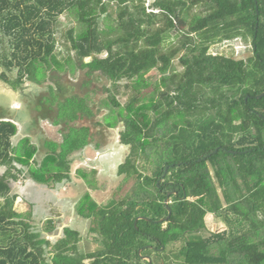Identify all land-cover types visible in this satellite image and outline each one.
Returning <instances> with one entry per match:
<instances>
[{"label":"trees","instance_id":"1","mask_svg":"<svg viewBox=\"0 0 264 264\" xmlns=\"http://www.w3.org/2000/svg\"><path fill=\"white\" fill-rule=\"evenodd\" d=\"M145 2L0 0V82L16 91L42 86L47 75L57 90L48 85L43 97L60 111L52 122L58 142L45 138L41 158L12 118H0V264H148L141 256L152 264H264V0ZM171 34L180 41L164 52ZM233 41L250 47L247 60L211 52ZM58 46L73 57L58 61ZM175 60L181 72L172 71ZM152 70L163 77L157 100L131 91L121 103L129 83ZM77 71L85 72L82 96L58 78ZM93 78L108 82L100 99ZM94 127H121L128 153L117 167L116 198L102 206L86 193L77 201L75 214L98 245L84 252L76 229L63 228L53 241V220L40 230L33 204L18 212L12 184L69 182L75 155L101 148ZM97 172L76 174L94 190ZM168 192L171 217L156 224L167 216ZM207 215L219 220L215 231L205 226ZM137 217L149 221L134 224Z\"/></svg>","mask_w":264,"mask_h":264},{"label":"rangeland","instance_id":"2","mask_svg":"<svg viewBox=\"0 0 264 264\" xmlns=\"http://www.w3.org/2000/svg\"><path fill=\"white\" fill-rule=\"evenodd\" d=\"M150 3L151 0H146L145 7H148ZM194 12L199 13V9H193L192 13ZM61 20L64 23L62 28L66 29L70 23H67L65 17H62ZM179 41L180 36L178 34H171L163 41L162 50L168 52L172 47L177 46ZM211 52L213 54L219 53L225 56H234L244 61L251 56L250 47L245 46L239 41L213 46ZM56 53L57 60L62 62L65 59L69 60V57H73V52H70L68 56V54L59 46ZM88 61V59L85 60V62ZM172 71H182L177 60L173 62ZM84 73V71H77L73 74L67 72H65V74L59 73L58 78H60V82L64 85L75 86L73 92L82 96L86 90L83 89L81 85L78 86V82L80 80L83 82ZM156 74L157 71L152 70L142 78L144 82H130V90H128L125 95L118 97L120 102L124 103L127 98L126 95L130 94L131 91L138 94L139 97H142L144 102L156 101L158 98V90L162 89L161 83L163 78L156 76ZM56 84L57 82H54V80L50 79L47 75H45V80L42 81V86L38 87L26 83L22 88L16 91L11 90L7 85L0 82V116H5V114L12 116L13 121H15L14 123L17 125L18 132H20L21 126L24 127L26 124V127H28V124L32 121L37 127H43V129L46 130V137H49L48 141L58 142L59 128L53 127L52 122L58 119L60 111L58 110V107H56L57 103H55L53 107H50V103L52 101L55 102L53 97L48 94L46 95V98L43 97L44 92L47 91L48 85H51L53 87V92L56 93ZM107 86L108 82L104 78L92 79L91 87L97 91V99L103 97L101 89ZM68 91L73 94L70 88ZM121 92H123L122 89ZM50 109H52V111H50ZM102 115L103 114H101V116ZM99 119L100 118H96L89 122L94 124L96 120L100 121ZM92 129L95 133L94 139L100 143L102 152H96L93 150L92 145L85 149L84 152L81 151L76 154L70 167L69 182L58 185L54 190L49 188L45 189L42 186L28 187L25 190V193L23 192L24 187L22 186L26 184L27 180L12 184V194L18 196L14 205L18 212L29 210L30 208L27 206L28 204L26 202H29L30 204L32 203L31 221L32 224L40 230L43 227V223H46L47 217L48 219L50 218L53 220L58 231L57 235L51 237V240L53 241L61 236L62 227L76 229L80 233V248H82L84 252H94L98 245L93 243V241L90 240L91 238H89L90 235L87 234V222H84L75 214L77 201L86 193H90L93 200L102 206H105L110 199L116 198L121 189L120 179L117 176V167L121 164L128 153L127 147H124L119 143V132L121 127H117L114 130H107L103 127H94ZM14 139L15 138H13V141ZM79 169L87 172L91 171V169H97L98 172L96 178L98 185L94 190L88 189L83 180L77 177L76 173ZM1 171L2 170H0V173ZM200 195L202 196V190L194 195L193 199ZM215 219L217 218L214 216H206L204 222L208 230L215 231L217 229L218 219Z\"/></svg>","mask_w":264,"mask_h":264},{"label":"crops","instance_id":"3","mask_svg":"<svg viewBox=\"0 0 264 264\" xmlns=\"http://www.w3.org/2000/svg\"><path fill=\"white\" fill-rule=\"evenodd\" d=\"M1 118H12L13 119V117L12 116H10V115H8V114H5V116L3 115V116H0ZM29 126L28 127H26L27 125L25 124V128L23 127V126H21V129H20V132H18V136L21 138V137H29V138H31L32 139V141H34L35 143H37V145H38V147L41 149L40 151H39V155H38V157H43L44 156V146H43V144H44V141H45V137H46V130H44L43 129V127H37L36 125H34L33 123H32V121L30 122V124H28ZM23 130V131H22ZM45 136V137H44ZM38 137H39V139H41V140H39L38 139ZM46 139H49V137H46ZM91 147V146H90ZM87 148H89V147H87ZM86 148V149H87ZM92 148H93V150H95L96 152H98V151H100V152H102L101 150H102V147L100 148V149H95L94 148V146H92ZM85 150H83V152H84ZM99 156V155H98ZM83 157V156H82ZM84 160V159H83ZM86 160V159H85ZM41 187L42 185H39V184H36V183H34V182H31V181H28L27 180V182H26V184H24L22 187H24V193H25V190L28 188V187ZM42 187H44L45 189H47L48 187H46V186H42ZM49 189H51V188H49ZM52 190V189H51ZM54 190V189H53ZM26 201V200H25ZM27 204L29 203V202H26ZM30 204V203H29ZM32 204V203H31ZM210 217H213L212 215H210ZM46 219H48V217L46 218ZM50 219V218H49ZM215 220H217V219H215ZM218 221V226H219V224H220V222H219V220H217Z\"/></svg>","mask_w":264,"mask_h":264},{"label":"water","instance_id":"4","mask_svg":"<svg viewBox=\"0 0 264 264\" xmlns=\"http://www.w3.org/2000/svg\"><path fill=\"white\" fill-rule=\"evenodd\" d=\"M262 96H263V95H259L257 98H261ZM218 150H219L218 148L215 149V150L213 151L212 154H216ZM228 153H230V154H232V155H236V154H237V152H235V151H228ZM209 157H210V155L207 156V157H205V158H203V160L206 159V158H209ZM200 161H201V160H200ZM167 170H168V168L165 169V173L167 172ZM159 184H160V180L157 182V187H158V188L160 187ZM171 195H172V192H168V193L166 194V198H165V200H164V206H165V209H166V211H167V216H166L164 219H161V220L156 221V222H154V223H156V224H162V223L167 222V221L170 219L171 214H172V210L170 209V207H169L168 204H169V197H170ZM138 220H146V221H149V219H147V218H144V217H137V218L135 219V221H134V224H136V222H137ZM63 228H64V227H62L61 229H63ZM147 248H149V246H148ZM161 250H163V248H161ZM139 253H141V250L139 251ZM141 259H142V260H146L148 264H152V259H151L149 256H141Z\"/></svg>","mask_w":264,"mask_h":264}]
</instances>
